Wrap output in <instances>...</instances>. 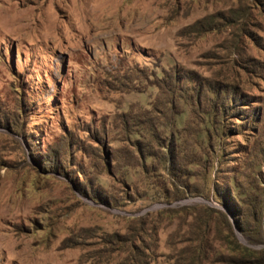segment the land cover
Returning a JSON list of instances; mask_svg holds the SVG:
<instances>
[{
	"label": "rangeland",
	"instance_id": "obj_1",
	"mask_svg": "<svg viewBox=\"0 0 264 264\" xmlns=\"http://www.w3.org/2000/svg\"><path fill=\"white\" fill-rule=\"evenodd\" d=\"M262 233L264 0H0V264H225Z\"/></svg>",
	"mask_w": 264,
	"mask_h": 264
},
{
	"label": "trees",
	"instance_id": "obj_2",
	"mask_svg": "<svg viewBox=\"0 0 264 264\" xmlns=\"http://www.w3.org/2000/svg\"><path fill=\"white\" fill-rule=\"evenodd\" d=\"M244 234L250 244L261 242L258 240L256 233L251 234L244 232ZM234 241L236 242L232 249L234 253H231L232 255L230 258L225 259V264H264V248L254 249L250 246L238 243L236 240Z\"/></svg>",
	"mask_w": 264,
	"mask_h": 264
}]
</instances>
